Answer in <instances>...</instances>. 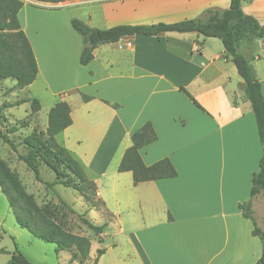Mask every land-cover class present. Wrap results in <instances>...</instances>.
Wrapping results in <instances>:
<instances>
[{"label":"crops","instance_id":"obj_1","mask_svg":"<svg viewBox=\"0 0 264 264\" xmlns=\"http://www.w3.org/2000/svg\"><path fill=\"white\" fill-rule=\"evenodd\" d=\"M21 1L18 20L38 69L25 88L40 89L31 98L41 108L43 98L48 111L58 101L68 104L71 125L55 140L96 185L102 210H85L107 215L101 243L106 228L114 229L96 264L114 251L109 264H254L262 244L238 205L250 202L257 227L264 228V197L250 198L261 144L222 45L195 34L136 35L97 46L82 66L81 38L70 24L73 18L97 29L171 24L209 8L224 10L229 0ZM91 4L94 11L86 8ZM78 8L87 10L77 15ZM241 8L264 25V0H243ZM252 39L246 58L256 64L264 96V40ZM145 123L156 140L140 149L143 163L167 158L177 176L134 185L132 174L117 168L131 135Z\"/></svg>","mask_w":264,"mask_h":264},{"label":"trees","instance_id":"obj_2","mask_svg":"<svg viewBox=\"0 0 264 264\" xmlns=\"http://www.w3.org/2000/svg\"><path fill=\"white\" fill-rule=\"evenodd\" d=\"M43 4H58L63 0H32ZM243 0H229L228 8L224 10L206 9L198 17L176 23H156L150 25H118L107 29L92 28L84 22L73 18L70 21L72 29L80 36L82 48L79 63L87 65L93 59V51L99 45L117 43L125 38L136 35L147 37H160L168 33L195 34L204 39L219 40L223 47L224 57L234 65L241 79V90L249 102L254 116L259 141L261 144V157L258 170L251 179L250 198L257 195L264 197V96L261 86L253 69V59H248L238 52V48L246 39L257 38L264 40V25L257 19L247 15L241 8ZM23 6L21 0H0V82L6 79L15 81V88L22 89L31 85L37 76V64L33 50L18 20V13ZM192 103L199 107L197 102L185 91ZM31 111L37 113L41 107L35 98L29 100ZM24 100L14 104H3L9 108L24 103ZM1 109V108H0ZM71 125L70 108L64 101L56 102L47 113V126L45 131L33 130L26 135L21 144L26 153L18 155L33 173L34 179L39 180L40 165L43 164L54 173V180L47 183L51 188L61 185L78 192L85 201L96 197V185L88 179L81 165L74 159L66 148L60 146L55 137ZM0 139L9 146L13 152L17 147L8 139L7 134L0 130ZM156 140L155 132L150 123H145L133 132L130 137L131 145L124 151L117 171L130 172L133 184L143 182L172 179L177 172L169 159H161L149 166L143 163L140 149ZM0 192L6 197L15 223L27 230L34 238L56 246L59 251L74 249L70 261L77 255L87 258L90 254L91 241L85 236L75 235L65 231L51 218L48 204L40 207L32 194L27 193L16 175L12 174L7 166L0 160ZM100 201V200H99ZM101 205L102 202L100 201ZM242 215L253 221L252 234L262 244L260 258L254 264H264V228L257 227L252 217L250 202L238 205ZM82 223L96 236L103 233L104 225H94L82 218ZM264 224V217H263ZM98 242L102 240L99 238ZM105 253L104 249L96 250L94 264ZM8 264L29 263L17 251L10 257Z\"/></svg>","mask_w":264,"mask_h":264},{"label":"rangeland","instance_id":"obj_3","mask_svg":"<svg viewBox=\"0 0 264 264\" xmlns=\"http://www.w3.org/2000/svg\"><path fill=\"white\" fill-rule=\"evenodd\" d=\"M90 1V0H84ZM35 4L42 5L33 1ZM96 5H89L86 8H91L94 11ZM83 8L76 9L77 15H83ZM245 41L239 49V53L246 57L254 45V39L250 38ZM211 42H216L220 47L218 40L213 39ZM210 46V45H208ZM15 81L6 79L0 82V130L7 134L8 139L17 147V152H13L8 145L4 144L0 139V160L7 166L9 171L16 175L24 190L32 194L38 206L42 207L46 204L50 206L51 218L60 225L65 231L75 235L85 236L91 241L93 249L87 258L80 256L70 258L74 254V249H67L56 253V246L51 243L43 242L34 238L27 230L20 228L14 220L6 197L0 192V264H8L10 257L16 251L20 253L29 263L32 264H94L96 250L106 248L113 243V227H108L105 230V240L99 243L98 239L102 240V234L96 236L93 232L87 229L82 223V218L88 220L94 225H103L106 214L87 213L85 207L97 211L102 210V205L97 198H91L85 201L82 196L71 188H65L61 185L47 187V183L54 180V173L44 166L40 165L39 180L34 179L33 173L26 165L19 161L18 155H24L26 150L21 144L22 139L31 133L34 129L40 130L47 122L48 103L42 98V108L37 112L31 111L30 98L34 94H39L37 87L32 89L15 87ZM15 89V91H14ZM32 99V98H31ZM24 100L25 102L9 108L2 107L3 104H14L17 101ZM40 104V103H39ZM34 127V128H33ZM89 179V178H88ZM91 180V179H90ZM100 247V248H98ZM96 248V249H95ZM115 251L109 252L103 258V264H109L115 260Z\"/></svg>","mask_w":264,"mask_h":264},{"label":"water","instance_id":"obj_4","mask_svg":"<svg viewBox=\"0 0 264 264\" xmlns=\"http://www.w3.org/2000/svg\"><path fill=\"white\" fill-rule=\"evenodd\" d=\"M252 65H253V69H255V68H256V64H255V63H253Z\"/></svg>","mask_w":264,"mask_h":264}]
</instances>
